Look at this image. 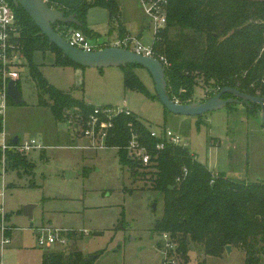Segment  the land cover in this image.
Listing matches in <instances>:
<instances>
[{
    "label": "rangeland",
    "instance_id": "rangeland-1",
    "mask_svg": "<svg viewBox=\"0 0 264 264\" xmlns=\"http://www.w3.org/2000/svg\"><path fill=\"white\" fill-rule=\"evenodd\" d=\"M118 3L119 20H111L106 9L89 10L86 21L93 30L91 36L67 25L60 24L57 30L64 37L79 31L92 45L103 49L127 37L155 46V29L141 1ZM34 62L50 85L73 98L115 112L127 109L154 130L172 132L211 172L250 183L264 182L261 108L249 112L246 106L233 104L203 117L175 115L158 99L149 97L156 95L155 84L143 68L134 71L149 95L125 89L123 68H85L79 81L78 69L55 66L52 51L35 53ZM5 73L0 67V78ZM7 75L20 81L25 104H8L4 133L10 141L16 137L37 140L42 149L25 154L20 167L10 164L7 169L5 195L3 202L0 200V214L4 213L0 215V239L5 230L10 233L11 244L0 253V264H41L45 253L77 249L87 258L98 255L95 264H162L164 242L153 226L162 216L163 199L150 191V181L133 178L116 148L90 149L91 142L78 125L81 123L56 121L50 107L39 106L37 83L24 57L18 56L8 66ZM211 90L212 85L200 81L194 100L205 99ZM99 138L96 135V140ZM214 142L220 146H213ZM68 172L76 176L69 179ZM2 185L0 177V192ZM28 205H37L33 219L24 214ZM47 229L60 230V239L66 243L55 248L39 246L37 234ZM245 258L239 248L216 258L193 245L189 264H245Z\"/></svg>",
    "mask_w": 264,
    "mask_h": 264
},
{
    "label": "trees",
    "instance_id": "trees-1",
    "mask_svg": "<svg viewBox=\"0 0 264 264\" xmlns=\"http://www.w3.org/2000/svg\"><path fill=\"white\" fill-rule=\"evenodd\" d=\"M8 1L20 28L16 45L37 83L39 106L50 107L56 121L72 117L87 124L95 106L50 85L35 64L34 55L52 51L56 55L55 66L75 69L81 66L64 57L27 13L12 0ZM51 7L66 16L76 15L81 25L67 26L87 36L93 34L86 21L91 8L106 9L111 20L120 19L118 0H84L70 10ZM58 25L54 29L60 33ZM158 36L155 56L163 57L169 64L165 67L167 88L175 102H197L194 96L200 81L212 85L203 100L213 98L226 87L264 98V0H169L167 25ZM137 67L123 68L125 89L149 95L135 74ZM17 84L21 91L20 81ZM149 97L158 99L157 95ZM9 103L14 104L10 97ZM246 107L249 112L260 108ZM102 120L111 125L107 146L118 150L121 163L130 169L133 178L150 181V191L162 197V216L153 231L158 235L167 233L175 241L178 264H189L193 245L206 256L216 258L222 257L227 246L239 248L245 253V264H264V182L250 183L213 173L182 145L166 143L162 151L157 150L159 141L151 137L152 126L144 124L133 112L120 113L111 120L102 116ZM3 132L4 117L0 116V134ZM133 135L152 155L149 167L129 157L127 147ZM213 146L220 144L214 142ZM8 157L9 165L20 167L25 163V154L20 152L11 151ZM41 264H95V261L88 260L77 249L45 253Z\"/></svg>",
    "mask_w": 264,
    "mask_h": 264
},
{
    "label": "built area",
    "instance_id": "built-area-1",
    "mask_svg": "<svg viewBox=\"0 0 264 264\" xmlns=\"http://www.w3.org/2000/svg\"><path fill=\"white\" fill-rule=\"evenodd\" d=\"M143 6V10L150 21L151 26L155 29V42L159 39V33L167 25V9L169 5V0H140ZM20 32L19 25L17 23L16 14L8 0H0V67L2 71L6 72L1 78L2 86L0 87V116L5 117V112L8 107V93L7 88L10 83V75H7L8 66L18 60V56L23 57L19 51L18 46L16 45V38ZM66 40L70 43L71 46L78 48L86 52H93L101 50L103 48L96 47L92 45L88 39L83 35V33L73 30L69 32ZM154 42V44H155ZM113 47L123 48L130 50L139 55H144L147 57H154L155 51L154 46L148 47L136 38L127 37L123 40H118ZM158 59L164 67L168 66V62L163 57L156 58ZM18 79L19 77L16 76ZM120 113L131 114L132 112L120 108L118 111H114L111 108H94V114L87 121V124H82L77 119L70 117L66 119L69 124L82 126L83 135L90 142V149H108L107 146V137H108V128L111 126L108 121L102 120V116L111 120L113 117L119 115ZM151 137L158 140L156 149L162 151L166 147V143H171L174 145H182L181 139L176 137L172 132L162 131L158 132L152 127L150 128ZM2 140L0 141V177L2 178V190L0 192V200L3 202L5 195V185L4 179L9 168V157L8 154L11 151H17L22 154H27L32 150L42 149L41 144L37 140L21 141L19 140L18 144H14L13 141H10L5 133H1ZM96 135L99 138V141L96 140ZM81 148V147H77ZM129 157L134 161H139L143 167H149L152 163V155L148 152L146 147L142 146L139 140L135 135L132 136L129 145L127 147ZM4 214L3 211L1 213ZM0 214V215H1ZM60 230H51L47 229L39 234H37L39 246L41 247H56L58 244L64 245L66 242L63 239H60ZM164 242L163 254L164 259L162 264H178L177 259V245L175 241L171 238L169 234L160 235ZM11 244V238L5 230H3L2 237L0 239V253L3 254L5 249ZM171 256V257H170ZM172 258V259H171ZM264 259V258H263Z\"/></svg>",
    "mask_w": 264,
    "mask_h": 264
},
{
    "label": "water",
    "instance_id": "water-1",
    "mask_svg": "<svg viewBox=\"0 0 264 264\" xmlns=\"http://www.w3.org/2000/svg\"><path fill=\"white\" fill-rule=\"evenodd\" d=\"M16 7H21L27 15L33 20L41 32L56 45L64 57L73 63L81 66L78 69V79L81 81L82 70L85 68L105 69L110 67L125 68L129 65H136L147 70L154 81L155 91L160 103L171 113L175 115L188 117H203L204 115L223 110L230 105L253 106L261 108L264 124V98L255 97L243 93L230 87L223 88L216 96L208 100H199L191 104H180L175 102L168 93L166 81V68L154 57L139 55L130 50L118 47H107L101 50L86 52L70 45L66 38L56 32L54 25L60 23L64 25L80 26L81 23L76 15L66 16L65 12L59 11L45 0H12ZM8 96L15 105L23 104L22 93L15 80L10 81L7 88ZM19 138L13 139L14 144H18ZM69 179L76 174L68 172ZM37 205H28L24 208V214L33 219L34 211ZM157 205H153V211H157ZM232 247L227 246L225 251L230 254ZM98 255L88 257V260L95 261Z\"/></svg>",
    "mask_w": 264,
    "mask_h": 264
},
{
    "label": "crops",
    "instance_id": "crops-1",
    "mask_svg": "<svg viewBox=\"0 0 264 264\" xmlns=\"http://www.w3.org/2000/svg\"><path fill=\"white\" fill-rule=\"evenodd\" d=\"M45 1H47L52 6H57V7L66 9V10H70V9H74V8L78 7L84 0H45ZM72 68H74V67H72ZM4 119H5V117H4Z\"/></svg>",
    "mask_w": 264,
    "mask_h": 264
}]
</instances>
